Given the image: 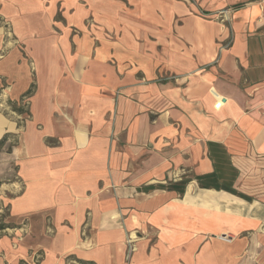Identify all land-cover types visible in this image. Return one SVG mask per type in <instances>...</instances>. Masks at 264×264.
<instances>
[{
  "label": "crops",
  "instance_id": "obj_1",
  "mask_svg": "<svg viewBox=\"0 0 264 264\" xmlns=\"http://www.w3.org/2000/svg\"><path fill=\"white\" fill-rule=\"evenodd\" d=\"M5 87L0 264H264V0H0Z\"/></svg>",
  "mask_w": 264,
  "mask_h": 264
},
{
  "label": "rangeland",
  "instance_id": "obj_2",
  "mask_svg": "<svg viewBox=\"0 0 264 264\" xmlns=\"http://www.w3.org/2000/svg\"><path fill=\"white\" fill-rule=\"evenodd\" d=\"M33 66V65H32ZM34 68V67H33ZM2 90H0L1 93ZM9 95L7 92V97H2L0 95V112L7 118L13 119L15 118L17 112L16 107L8 105ZM28 100L22 99L20 101V106L22 109L26 110L28 113ZM15 112V113H14ZM28 114L25 116H21L19 118L18 124L21 125L26 118H28ZM4 137L0 138V230L3 228L2 225L8 226V215H9V198L12 197L15 193L20 192L21 190V182L12 174L15 171L13 165L10 164V160L7 155L8 152L12 150V146L18 141L16 135L7 134L6 139L3 140ZM3 140V141H2ZM6 228V227H5Z\"/></svg>",
  "mask_w": 264,
  "mask_h": 264
},
{
  "label": "built area",
  "instance_id": "obj_3",
  "mask_svg": "<svg viewBox=\"0 0 264 264\" xmlns=\"http://www.w3.org/2000/svg\"><path fill=\"white\" fill-rule=\"evenodd\" d=\"M7 92H9V87H5L2 91H1V93H0V95L2 96V97H7ZM221 102H222V100H221ZM216 106H219V102L217 103V105ZM221 106V105H220ZM136 240V238H134V237H132V236H129V238H128V250H129V253H131V252H133L134 250H135V245H134V241Z\"/></svg>",
  "mask_w": 264,
  "mask_h": 264
},
{
  "label": "trees",
  "instance_id": "obj_4",
  "mask_svg": "<svg viewBox=\"0 0 264 264\" xmlns=\"http://www.w3.org/2000/svg\"><path fill=\"white\" fill-rule=\"evenodd\" d=\"M5 137H6V136H5ZM5 137L3 138V140H5V139H6ZM3 140H2V141H3ZM1 227L4 229L6 226L2 225Z\"/></svg>",
  "mask_w": 264,
  "mask_h": 264
}]
</instances>
